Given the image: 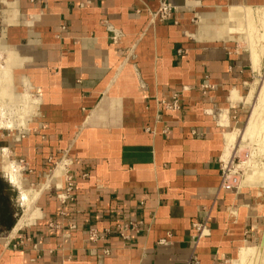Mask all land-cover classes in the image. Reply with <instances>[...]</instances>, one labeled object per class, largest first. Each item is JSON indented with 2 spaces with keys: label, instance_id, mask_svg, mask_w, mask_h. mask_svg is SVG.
I'll return each mask as SVG.
<instances>
[{
  "label": "crops",
  "instance_id": "0c3cea01",
  "mask_svg": "<svg viewBox=\"0 0 264 264\" xmlns=\"http://www.w3.org/2000/svg\"><path fill=\"white\" fill-rule=\"evenodd\" d=\"M159 1L0 0V70L35 101L0 123V264H233L251 246L260 190L223 188L220 160L255 71L241 33L206 31L264 0H168L151 21ZM24 188L37 215L16 228Z\"/></svg>",
  "mask_w": 264,
  "mask_h": 264
},
{
  "label": "rangeland",
  "instance_id": "374dc122",
  "mask_svg": "<svg viewBox=\"0 0 264 264\" xmlns=\"http://www.w3.org/2000/svg\"><path fill=\"white\" fill-rule=\"evenodd\" d=\"M263 8L264 6L257 8L256 10L252 7L250 8L249 15L251 21H249V24H250L251 32H249V36H248L249 39L246 38V35L245 38L242 37L237 38L238 41L242 43L241 45L247 48L249 54L252 53V50L258 54L257 61L255 63L256 65L254 63L253 64L251 63L253 70L255 72H253L251 83L245 91V95H247L249 93V90L251 89L250 90L251 98H249L248 101V98L244 99L239 96L240 98L238 99L242 100L243 104L239 106L240 113L235 118V121L232 124L233 127H230L229 129V131L234 129L236 130V138H235L236 147L233 148L232 150L233 152L229 154V158H230L235 153V155L232 158L231 165L228 166V170L226 171V174L239 176L238 188L239 187L242 188L243 186H249V185H244L242 183L244 177L247 175V173H249V171L255 173V171L257 170L258 171L262 170V177L264 179V23H263L264 9ZM259 12L261 13V15ZM242 35L244 36V34ZM0 57H1L0 58L1 61L3 57L2 56ZM16 91L20 92L18 90ZM23 96L24 95H22V97ZM29 98L32 97L29 95V93H27V96L23 97V101H17L16 104L13 106L15 107L18 106V108H15L8 103L5 104V106H7V112H9V115L7 117L4 116V119L6 118L5 120L8 121L11 120L10 119L11 117L13 119L11 124L14 122V120L15 122H17L18 113L20 110H22L24 103L25 104L28 102L31 103V101H29ZM253 109L255 112H258L256 113L257 114L256 117H254V121L256 122H254L255 124L253 125V128H251L248 133L244 134L249 115ZM27 117H25L24 123L26 122ZM17 126L13 125L11 129H18L23 125H17ZM233 170H235L234 174L232 173ZM18 172H19V168H18ZM249 187L254 191L260 190L259 192L261 197L260 209L262 211L257 213L255 220L256 223L254 224V227L251 232L252 234L246 242V244L251 246H245L246 248H250V251L245 256L246 259H244V261L241 264H257L259 262L258 258L264 256V252H263L264 249H262V241L264 238V234H263L264 233V184H261V186L250 185ZM234 190H238V189L234 188ZM256 191L254 192V194L252 192L254 199L256 197ZM237 258H235L233 264H236L238 262L236 260ZM229 264H232V261Z\"/></svg>",
  "mask_w": 264,
  "mask_h": 264
},
{
  "label": "bare ground",
  "instance_id": "6f19581e",
  "mask_svg": "<svg viewBox=\"0 0 264 264\" xmlns=\"http://www.w3.org/2000/svg\"><path fill=\"white\" fill-rule=\"evenodd\" d=\"M250 8L251 7L249 5H237V6L230 7V10L224 16V19H222L225 22L222 23L221 25L219 24L218 26H215V29L213 30V32H210V31H206V32L213 33L214 35H217L218 37H227V39H228L230 36L228 37L226 32L232 31V32H236V33L237 32L241 33V35L239 37L245 38V35H246V38L249 39V37H248L249 32H251L250 31V24H249V21H251L250 15H249ZM260 15H261V13H260ZM253 20H254V18H253ZM252 24H253V22H252ZM207 27H208V25L206 26V29H207ZM242 34H244V36ZM257 56H258V54L252 50V53L250 54V59H251L252 64L256 63ZM7 63L8 62L6 61V64ZM1 70H2V74H1ZM1 70H0V100L2 102L0 104V123H2L1 125L7 126L10 128L13 125H16V126L17 125H25L24 119H25V117L29 116L30 113L34 110V108H35L34 102L35 101H33L31 103L28 102L26 104L24 103L22 110H20L18 113L17 122H15V120H14V122L12 123L13 125L11 124V122L13 121V119L11 117H10L11 120H8L9 122L7 120L5 122L6 118L4 119V116L6 117V115L7 116L9 115V112H7V106H5V104L8 103V104H11V106H13L16 104L17 101H23L24 96L22 97L18 93L13 92L11 78H10L11 75H10V72L7 70V68H3ZM7 71H8V73H7ZM237 98H239V97H237ZM248 101H249V99H248ZM13 107H15V106H13ZM15 108H18V106ZM256 113H258V112H255L254 109L251 111L249 118H248V122L246 124V129L244 131V134L248 133L249 130L251 128H253V125L255 124L254 122H256V121H254V117H256V115H257ZM7 123H9V124H7ZM14 128H15V126H14ZM235 138H236V130L235 129L225 132V134H224L225 151H224L223 156L221 158L222 161L227 162V160L229 159V154L231 152H233L232 151L233 148L236 147L235 146ZM3 154H4V151H3ZM2 162H3L2 168H3L4 172L7 174V177L9 178V180L13 184H15L17 187L20 186L21 185L19 182L20 174L18 172V169H15L16 167L18 168V166L14 167L13 161L3 160ZM242 183L244 185H249V186L250 185L251 186L252 185L261 186V184H264V179L262 177V170H259V171L257 170V171H255V173L249 171V173H247V175L244 177ZM237 187H238V183H237ZM20 192H21V197H22V203H23V205H25V210H24V213L21 216H19V219L16 223V228H18L22 225L28 224L33 219V217H35L37 215V212L34 209L32 211H29L31 208V202H32L33 198L36 196L37 191L24 188V189H20ZM262 249H264V238L262 241ZM249 251H250V248L241 247L239 249L238 258L236 259L238 261V262L236 261L237 262L236 264H241L244 261V259H246L245 256L248 254ZM258 260H259V262H258L259 264H264V256H262L261 258H258Z\"/></svg>",
  "mask_w": 264,
  "mask_h": 264
},
{
  "label": "built area",
  "instance_id": "2783aa9c",
  "mask_svg": "<svg viewBox=\"0 0 264 264\" xmlns=\"http://www.w3.org/2000/svg\"><path fill=\"white\" fill-rule=\"evenodd\" d=\"M175 8L176 7L168 0H160L158 8L156 9V11H154L151 14V21H166L170 19ZM108 29L112 32V37H111L112 41L114 43H118L123 35L122 32L112 26H109ZM162 104H164L165 107L172 109H176L179 107L178 100L176 97L173 98L171 102H163ZM234 155L235 153L232 155V157H230L227 160V162L220 160V171H221V179H222L221 186L225 189H234V188L238 189L237 183L239 181V176L226 174V171L228 170V166L231 165L232 158ZM234 171L235 170L232 171L233 174L235 173ZM194 228L196 230L195 241H197L199 238L205 235L206 226L204 223L196 222L194 223ZM193 262L194 264L197 263L195 259H193Z\"/></svg>",
  "mask_w": 264,
  "mask_h": 264
}]
</instances>
